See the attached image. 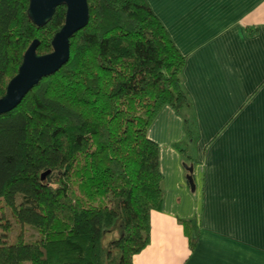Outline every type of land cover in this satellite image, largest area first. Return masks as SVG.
<instances>
[{
    "label": "trees",
    "instance_id": "1",
    "mask_svg": "<svg viewBox=\"0 0 264 264\" xmlns=\"http://www.w3.org/2000/svg\"><path fill=\"white\" fill-rule=\"evenodd\" d=\"M29 2L0 0V97L33 40L51 52L65 23L62 4L36 25ZM88 2L69 61L0 115V264H133L164 197L149 127L171 105L195 135L186 57L148 1Z\"/></svg>",
    "mask_w": 264,
    "mask_h": 264
},
{
    "label": "crops",
    "instance_id": "2",
    "mask_svg": "<svg viewBox=\"0 0 264 264\" xmlns=\"http://www.w3.org/2000/svg\"><path fill=\"white\" fill-rule=\"evenodd\" d=\"M147 1L186 57L195 135L171 105L149 127L164 197L133 264H264V0Z\"/></svg>",
    "mask_w": 264,
    "mask_h": 264
},
{
    "label": "water",
    "instance_id": "3",
    "mask_svg": "<svg viewBox=\"0 0 264 264\" xmlns=\"http://www.w3.org/2000/svg\"><path fill=\"white\" fill-rule=\"evenodd\" d=\"M66 5L65 23L54 35L53 50L39 54L40 41L34 39L25 51L17 74L9 81L6 93L0 97V115L14 110L39 82L58 72L70 59L71 38L85 28L90 19L88 0H30L28 15L38 26L46 25L59 5ZM191 171L193 168H190ZM51 170L41 174L44 180Z\"/></svg>",
    "mask_w": 264,
    "mask_h": 264
}]
</instances>
